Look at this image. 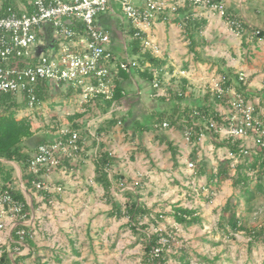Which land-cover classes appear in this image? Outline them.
Segmentation results:
<instances>
[{
	"label": "crops",
	"instance_id": "1",
	"mask_svg": "<svg viewBox=\"0 0 264 264\" xmlns=\"http://www.w3.org/2000/svg\"><path fill=\"white\" fill-rule=\"evenodd\" d=\"M133 1L137 4L143 2V0ZM222 1L224 2L229 17L241 23L243 28L242 31H238L237 27L228 23L226 17H222L217 13H205L201 11L192 12L189 10V17L192 20L200 21L204 19L206 23L201 32L198 35L195 34V39H197L199 45V59L195 62L191 61L188 66L184 65L183 69H179V65L175 63L176 59L172 60V58H174L178 52H181L183 55L188 53L189 47H185L186 43L189 45L188 36L183 34L182 26L179 21H157L148 32V38L152 41L153 45H156L160 49L157 50V52L147 51L151 54L153 52L152 55L154 57L166 61L162 67L151 68L150 66L146 67L144 64L141 69H149L151 72L152 70H157L158 79L163 83V95L158 97L155 96L152 84L145 81L137 69L130 70L125 78H121L122 94L120 99L116 100L115 106L110 107V105L105 104V102H101L104 110L99 115L97 114L95 118L91 119V121L101 119L100 122L102 124H100V127H103V129L98 134L97 129L100 127L95 130L93 128L92 130L93 123L89 121V127H87L89 136L80 133L81 136L84 137V142L77 161L71 164L74 166L71 168L73 172L63 174L62 172L54 171L46 177L45 182L48 185V190H44L46 194L43 195L38 192L27 193L23 184L20 183L21 170L15 162H12L14 168L16 164L20 170V175H18L15 168L16 175L19 179V186L31 209L29 217L23 220L22 224L30 228L31 238L36 246L37 243L33 237L35 231L37 232V229H44V227L48 231L49 228L53 231L57 228H63L65 226L64 220L67 222L68 217H72L71 215L75 212V209H82L83 206H85L84 203L79 201L81 198L91 199V197L95 195L99 196L100 200L109 206L105 215L109 218L111 217L107 215L108 211L111 209V202L104 196V190L94 171L93 158L100 149H108L114 156L109 176H123L122 179H119V183L112 187L111 197L112 201L115 203V192L113 188L125 197V201L129 198V195H133L136 196L137 201L143 202V198L141 197L142 193H138L136 187L133 186L134 181H137L138 185L144 181L143 175L140 172L141 167L134 165L133 171H129L121 166L126 151L129 152V157L139 153V161H144L141 158L145 155L144 153L147 149H149L145 141L147 134L150 135L148 137L149 142L153 141L157 145H165L161 147L162 152L166 150V148L169 150L166 159L168 160L169 166L172 167L170 174H167L168 176H172L170 180H179L180 178L184 180L186 176L185 173L191 174V169L187 167L185 159L190 156L192 148L193 150H198L199 147L203 148L204 145L211 144L214 148L218 146L217 149H221L222 142L217 138V135L205 128L207 120L203 123L195 122V125H198V129L203 135L201 140L191 143L186 141L183 135L187 126H179L181 121L184 123L186 121L184 114L175 124L170 125L172 127L165 129L167 131L166 133L157 134L153 132V126H150L148 121L145 120L144 124H140V119L148 112L151 114L154 112L157 113V108H159V106H161L159 113L162 111H173L175 110L173 108L177 102H179L182 110L189 111L204 103L210 105V110L215 111V115L220 119L221 115L225 112L227 99L231 94L228 91L219 98L214 92L213 86L220 75H225L227 79L224 83L225 87L229 86L231 89L241 91L248 100L255 104L257 110H263L261 113L264 114V37L255 35L253 32L254 29L257 28L264 30V17L262 15L264 0H245L244 5L242 4V0ZM98 23L100 26L109 30L111 35V48L113 43H121L122 49L125 55H127L129 52L128 30L131 24L127 19L121 16L117 3L113 2L111 4V9L98 16ZM126 25H128V29ZM163 50L169 53V58L161 55ZM115 57L117 59H124L120 55H116ZM193 59H195L194 56ZM239 72H244L247 75L245 84H241L238 81L237 77ZM228 80L230 82L227 84ZM142 87H145L144 90H141ZM175 89H177V92L172 94H178L180 96L178 100L177 98L172 99V97H170V90ZM158 100H161L163 102L162 104H167V106L158 105ZM150 108L151 110L148 111ZM190 116L193 117L191 114ZM111 118H114L115 124L113 126L106 125L105 122ZM118 121H121L119 125L117 123ZM145 122L147 125H145ZM133 133L134 137H130ZM130 138H132V141H128ZM115 141L124 145L123 149H121L122 147L120 148V145H118L117 148L113 146V148L111 143L116 144ZM168 142L172 143V149L168 147ZM198 153H200V150ZM151 156L154 157L153 152ZM156 159L158 158L154 157V160ZM199 165L206 167L204 162ZM193 173L195 175L194 178L192 177L193 180L189 177L186 181L179 180L180 183L176 184L181 190V192L177 194V201L180 202L177 204L187 208H192V206H187L184 204L185 202L183 200L187 198V196L193 197L190 192L189 187H191V184L189 185V182L198 180L201 182L200 185L202 188H205V183L209 180L206 174L199 175L196 171ZM70 174H74L73 178L75 181H71L69 178ZM73 183H77L78 185L87 184L89 187L92 183V187L96 186L97 190L95 189V193L93 192L91 194H87L88 191H84L87 196L78 194L79 200L77 201L79 202L77 203L76 200H72L73 197L69 198L63 190L66 184ZM186 185L187 187H185ZM58 187L60 189H58ZM198 194L200 193H197V195ZM180 197H183V199H180ZM151 206H154V209H156V205L153 204ZM88 208L91 209V206L86 207V209ZM1 212L0 209V214ZM45 217L49 219V222L43 223ZM145 218L148 219L147 217ZM18 222L19 220L17 217L8 219L7 223L10 225L8 240H10L12 229ZM36 225H38L37 228L35 227ZM74 225L76 224L74 223ZM85 227H87V225H85ZM72 241L73 240H69L74 246V241ZM23 248H27L29 252L27 246ZM38 248H40V250H53L45 246ZM31 258H33V256Z\"/></svg>",
	"mask_w": 264,
	"mask_h": 264
},
{
	"label": "built area",
	"instance_id": "2",
	"mask_svg": "<svg viewBox=\"0 0 264 264\" xmlns=\"http://www.w3.org/2000/svg\"><path fill=\"white\" fill-rule=\"evenodd\" d=\"M113 2L117 3L121 16L130 22V28L134 29V36L139 38L143 49L155 48L148 32L159 17L180 8H186L188 12L191 5H198L203 10L201 12L226 17L238 31L243 29L241 23L229 17L222 0H143L140 4L133 0H0V96L11 94L17 100L24 98L29 108L38 107L41 103L37 89L42 84L47 90L64 85L67 90L77 93L81 102L99 99L107 104L106 101L110 100L107 105L114 107V79L120 71L139 68L140 63L134 59H117L109 46V30L98 23V16L111 9ZM262 15L264 17V8ZM45 26L52 29L53 47L37 55L36 46L45 44ZM152 75L154 95L161 96L162 87L156 69L152 70ZM237 78L245 84L247 75L239 72ZM226 80L225 75H220L213 86L219 98L228 91L231 94L225 112L219 120L208 118L205 128L222 142V155L217 156V162L227 159L234 166L243 157L264 148V114L241 91L225 87ZM161 126L166 127L167 122H162ZM183 135L186 141H195L190 127H186ZM202 135L200 132L195 142L201 140ZM83 142L84 137L79 131L66 130L36 145L28 160L32 185L37 190L47 191L46 177L54 171L66 174L71 168L64 161L68 164L76 162ZM187 167L193 170L194 164L188 162ZM0 209L19 218L23 205L8 189H2Z\"/></svg>",
	"mask_w": 264,
	"mask_h": 264
},
{
	"label": "rangeland",
	"instance_id": "3",
	"mask_svg": "<svg viewBox=\"0 0 264 264\" xmlns=\"http://www.w3.org/2000/svg\"><path fill=\"white\" fill-rule=\"evenodd\" d=\"M242 4H245V0H242ZM189 10L192 12L203 11L198 5H191ZM126 28H129L128 25H126ZM130 38L131 36L129 35L128 39L130 40ZM109 46L111 48V45ZM154 47V49L146 48V50L157 52L160 49L156 45ZM185 47H189L188 43L185 44ZM111 49L115 56L120 55L129 60L134 59L139 61L140 54L136 55L128 52L125 55L121 43H113ZM161 55L169 58V53L165 50L162 51ZM185 55L178 52L172 58V60L176 59L175 63L179 65V69H183L184 65L188 66L191 61H196L189 50ZM141 67L142 64H140L139 68ZM160 86L163 88V83H160ZM144 88L142 87L141 90H144ZM176 90H170V97L172 99L176 98L175 94H172L177 92ZM67 91L64 85L57 87V89L47 90V100L42 102L38 107L29 108L24 106L19 111L18 117H30L32 130L37 137L47 136L49 139L57 137L62 131L69 129V117L83 103L80 101L79 95L67 94ZM162 103L161 100L157 102L158 105L167 106V104ZM160 107L157 108V113L151 114L148 112L140 119V124H144L145 120L148 121L150 126H153V132L157 134L166 133L165 129L172 127L169 124L171 121L169 117L161 120ZM150 110L151 108L148 109V111ZM100 121L101 119L91 121L93 123L92 130L101 126L100 124L102 123ZM164 121L167 122L166 127L161 126ZM145 125H147L146 122ZM149 136L147 134V137H145L146 145L149 146V149L145 153L143 152L145 155L141 159L144 161H139V153L129 157V152L126 151L121 167L129 171H133L134 165L141 167L140 172L143 175L144 181L139 183V185L133 186L136 187L138 193H142L143 203L147 206L156 205L154 213H162V216L158 220L155 219L156 226L146 218L143 223L149 224L148 230L151 232L162 231L168 234L170 242H167L165 248L167 264H264V243L257 242L249 249L248 244L251 238L247 231L241 230L235 233L228 232L227 234L218 226L221 208L228 198H232L237 212L245 216L246 227L249 230L258 229L264 224V194L256 192L254 198L247 202L239 196V190L232 187V180L230 178L218 180L214 184L206 182L205 188H202L200 181L194 180L193 182H189V185L191 184V187H189L190 192L193 197L187 196L186 200L184 199L183 201L185 202L184 204L192 206V209L197 211V215L201 217L202 221L197 225L191 226L176 223L167 214L171 211L172 205L180 203L177 201V194L181 190L176 184H179L182 178L179 179L180 181L177 179L170 180L172 176H168L167 174H170L172 167L169 166L166 159L169 150L166 148L162 152L161 147L165 145H157L153 141L149 142ZM130 137H134V133ZM37 139L34 141H37ZM129 140L132 141V138ZM115 143H111L112 147L117 148L120 145V148L122 147L121 149H123L124 145L119 144L118 141H115ZM217 148L218 146L214 148L211 144L204 145L203 148L199 147L198 150H193L192 148L190 156L185 159V163L192 162L194 169L191 170V174L185 173L186 176L182 181H186L189 177L190 179L194 178L193 172L197 170V166L202 162L205 163L207 169L211 167L215 170L217 166L216 156L220 157L223 150ZM199 150L200 153H198ZM152 152L154 157L158 159L154 160V157L151 156ZM15 168L18 175H20V170L16 164ZM70 172H73V169H68L66 174ZM231 175H234L233 171ZM73 177L74 174L69 175L71 181H75ZM92 185L91 183L89 187L87 184L78 185L77 183H73L64 186L63 190L69 198L73 197L72 200H76L77 203L81 201L85 206L82 209H75V212L71 215L72 217H68L67 222L64 220L65 226L63 228H57L55 231L49 228L48 231L44 227V229H37V232L35 231L33 237L37 243V247L45 246L54 250V252L39 250L38 253L41 256L40 264H142L143 252L141 243L136 242L137 236L128 228L127 217L119 219L107 217L105 213L109 206L104 204L97 195L91 197V199H78V194L87 196V194L95 193L97 187H92ZM84 191H88L87 194ZM113 191L115 192L116 203L124 207L125 197L115 188H113ZM197 193L200 194L197 195ZM180 199H183V197H180ZM88 206H91V209H86ZM225 217H228L227 213ZM10 218H15V215L7 211L1 212L0 249L6 246L7 250H10V257H13L14 253L19 255L25 254L28 252V249H12L8 245L10 225L7 222ZM48 220L45 217L43 223L49 222ZM223 223H225L229 230L230 227L226 224V220ZM35 227L37 228L38 225ZM69 240L74 241L75 251H78L79 255L75 254L72 248L73 245ZM166 240L165 237H162L160 242L166 243ZM183 254L188 255L186 260L181 258ZM54 256L59 257L61 261L57 262ZM203 257L209 261L203 260ZM24 264H37V262L34 258H30Z\"/></svg>",
	"mask_w": 264,
	"mask_h": 264
},
{
	"label": "trees",
	"instance_id": "4",
	"mask_svg": "<svg viewBox=\"0 0 264 264\" xmlns=\"http://www.w3.org/2000/svg\"><path fill=\"white\" fill-rule=\"evenodd\" d=\"M190 12L187 13L186 8H180L176 11L166 12L162 17H159L158 21H179L182 26L183 34L187 35L189 40V51L193 54L196 60L198 57V42L195 39V34H199L204 28L206 21L204 19L200 21H194L190 17ZM131 39L129 40V52L132 54H140L138 62L142 65L147 64L151 68L162 67L165 61L154 57L146 49H143V44L138 37L134 36V29L128 30ZM255 35L264 37V30L254 29ZM145 37V35H142ZM139 74L145 81L152 83V72L149 69L142 70L137 68ZM128 72L120 71L117 78L114 79L113 85V99L119 100L122 94L121 78H125ZM230 81H227V84ZM47 86L42 84L37 89V98L40 103L47 100ZM67 94L78 95L73 90L68 89ZM175 97L180 99L177 94ZM221 100V99H219ZM102 101L99 99H91L88 102H83L78 110L69 117L70 125L69 131L76 130L81 134L89 136L87 130V123L96 115L100 114L104 108L102 107ZM110 100L106 103L110 104ZM27 107V101L23 98L18 101L17 98L11 94H3L0 96V190L8 189L13 198L19 201L23 205L21 215L18 218L19 222L12 229L10 234V240L8 245L14 248L22 249L24 246L29 248L27 254H16L10 257L7 247L4 246L0 249V264H24V262L33 256L37 264H40L41 256L39 250L31 238L30 228L22 224V221L27 219L30 215L31 209L26 202V198L19 186V179L16 175L15 168L12 164L7 163L9 161L15 162L21 170V180L25 191L27 193L38 192L39 194H46L44 190H37L31 183L33 175L28 168V160L31 150L40 143H45L50 139L47 136H39L34 134L32 130V122L30 117L21 116L18 117V113L23 107ZM175 109V110H173ZM170 112H161V120L166 117L170 118V125L175 124L181 116L184 114L185 123L181 121L180 127L184 125L190 127L193 130L192 138L196 141L199 138L200 130L195 122L203 123L207 118H214L219 120V117L215 115V111H211L210 105L201 104L197 108L191 110H182L179 102L174 106ZM181 112V113H180ZM183 112V113H182ZM199 113V114H195ZM179 114V115H177ZM193 115V117L190 116ZM114 118L108 119L105 124L113 126L115 124ZM206 127V126H205ZM103 129L100 127L97 129L98 134ZM66 134H64L65 136ZM38 138V139H37ZM37 139V141H34ZM168 147L173 148L172 143L168 142ZM114 156L105 148L98 151L97 155L93 158L95 175L104 190V196L111 202V209L107 215L115 218L127 217V226L133 234L137 236L136 242L141 243L142 248V264H167V257L165 248L167 242H170L168 234L162 231L151 232L148 230V223H143L144 218L147 217L149 222L156 226V220L162 216V213H154V206H147L145 203L137 201L136 196L129 195V198L125 201L124 207L117 205L112 201L111 191L112 187L119 183V179L123 176L110 177V169ZM6 161V162H5ZM68 168L74 166L68 164V161H64ZM234 175H231V172ZM196 173L199 175L206 174L208 176V182L214 184L218 180L230 178L232 180V187L239 190V196L245 201H251L256 192L264 194V148L259 149L256 153H252L249 156L243 157V159L235 164L231 165L230 160H222L217 162L216 169L204 167L198 165ZM210 187V186H209ZM211 188V187H210ZM35 206V203L33 202ZM228 217H225V214ZM171 216L174 221L184 226H191L199 224L202 219L197 215V211L192 208L180 206L178 204L172 205L171 211L167 214ZM226 220V224L229 225L228 230L223 221ZM218 226L228 234V232H238L241 230L247 231L250 235V241L248 248L256 244L257 242L264 243V224L258 229L249 230L245 225V216L242 213H238L236 206L232 202V198H228L221 208L220 217L218 220ZM22 232V233H20ZM165 237L166 243L160 242L161 238ZM75 254L79 255L78 251H75V247H72ZM54 252V250H51ZM57 262H60L59 257H55ZM182 259H187L188 255L183 254ZM203 260L209 261L207 258Z\"/></svg>",
	"mask_w": 264,
	"mask_h": 264
},
{
	"label": "water",
	"instance_id": "5",
	"mask_svg": "<svg viewBox=\"0 0 264 264\" xmlns=\"http://www.w3.org/2000/svg\"><path fill=\"white\" fill-rule=\"evenodd\" d=\"M45 30V44L36 46V54L39 55L40 52H44L48 47H53L54 38L52 36V29L49 26L44 27Z\"/></svg>",
	"mask_w": 264,
	"mask_h": 264
}]
</instances>
